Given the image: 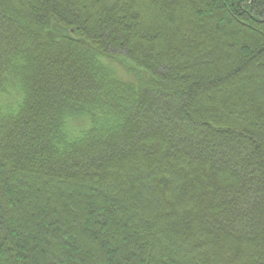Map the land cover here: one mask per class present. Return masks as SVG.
Here are the masks:
<instances>
[{"label": "trees", "instance_id": "16d2710c", "mask_svg": "<svg viewBox=\"0 0 264 264\" xmlns=\"http://www.w3.org/2000/svg\"><path fill=\"white\" fill-rule=\"evenodd\" d=\"M0 264H264V0H0Z\"/></svg>", "mask_w": 264, "mask_h": 264}, {"label": "rangeland", "instance_id": "374dc122", "mask_svg": "<svg viewBox=\"0 0 264 264\" xmlns=\"http://www.w3.org/2000/svg\"><path fill=\"white\" fill-rule=\"evenodd\" d=\"M118 68V74L120 77H123V78H130V76L127 75V73L125 72L124 68L123 67H117Z\"/></svg>", "mask_w": 264, "mask_h": 264}]
</instances>
